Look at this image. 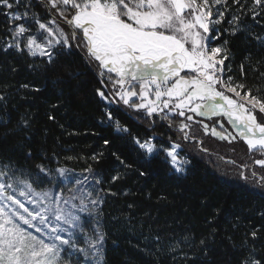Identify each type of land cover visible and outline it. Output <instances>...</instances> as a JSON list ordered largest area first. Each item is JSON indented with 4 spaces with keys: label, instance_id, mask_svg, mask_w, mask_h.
Returning <instances> with one entry per match:
<instances>
[{
    "label": "trees",
    "instance_id": "16d2710c",
    "mask_svg": "<svg viewBox=\"0 0 264 264\" xmlns=\"http://www.w3.org/2000/svg\"><path fill=\"white\" fill-rule=\"evenodd\" d=\"M45 3L21 0L14 11L29 16L15 23L36 34L33 14L43 23L52 16L64 20ZM228 3L214 42L227 51L224 74L246 85L243 92L250 89L264 99V12L253 19L247 11L252 0H240L243 10ZM6 11L0 6V170L8 165L14 181L28 180L35 190L58 188L61 168L87 177L97 204L84 219L87 230L99 225L105 234L101 264H241L246 259L264 264V187L258 186L264 167L254 163L264 156L249 152L242 139L206 132L198 121H186L188 127L179 131L182 121L176 116L152 118L117 102L80 39L71 47L55 45L51 64L26 49L6 50L13 42ZM238 12L242 19L233 35L229 21ZM64 28L71 35L69 25ZM117 120L127 131L116 130ZM136 139L152 140L159 149L148 155ZM174 142L186 161L183 172L163 151ZM100 153L99 160L92 158ZM89 167L93 171L85 172ZM116 175L120 178L113 181Z\"/></svg>",
    "mask_w": 264,
    "mask_h": 264
},
{
    "label": "snow or ice",
    "instance_id": "6c2138e0",
    "mask_svg": "<svg viewBox=\"0 0 264 264\" xmlns=\"http://www.w3.org/2000/svg\"><path fill=\"white\" fill-rule=\"evenodd\" d=\"M20 2L0 0V6L7 10L4 14L12 24L9 31L13 42L6 45V50L15 47L17 51L26 49L29 55L38 52L46 56L51 64L54 62L52 49L55 45L71 47L72 41L80 39L88 61L98 62L101 76L107 74L113 88L119 87V91L115 92L119 97L117 102L137 112L144 110L149 117L160 114L163 119H168L164 109H168L169 113L179 110L177 114L181 117L185 116V109L198 116L211 117L223 113L247 144L249 152L264 156V122L259 118L264 116V99L252 94L249 89L243 93L244 102H240L217 88L224 85L236 97L241 96L237 89L246 88L244 84L233 85L231 76L225 83L223 73L227 51L222 47L209 49L208 46L218 38L210 33L229 12L228 0H46L45 6L55 9L72 28V33L65 34L59 25L54 30L33 14L32 18L38 25L37 32L40 35L47 33L44 35L45 43H40L37 35L28 34L29 29L23 23H15L29 16L27 11L23 14L14 11ZM232 3L241 10L245 7L240 0H232ZM252 4L253 7L247 11L256 19L264 12V0H252ZM256 8L261 11H256ZM241 19L242 13L238 12L229 21L235 25L230 30L233 35L239 29ZM49 23L56 24V21ZM54 31L60 34L55 41L50 39ZM81 32L82 37L79 35ZM26 34L24 43L20 38ZM256 39L261 40L260 37ZM112 74H115V79ZM97 94L102 100H108L104 91L97 89ZM134 98L140 102H135ZM107 119L110 122L113 120L111 112L107 113ZM186 119L192 120L193 117L189 115ZM115 127L117 131H127L118 120ZM180 127L183 129L188 125L181 123ZM204 127L207 129L208 126ZM211 132L221 139L230 138V134L225 135L215 128ZM109 143L104 141L105 145ZM135 143L149 154L156 150V145L148 141L136 139ZM178 147L173 144L163 151L171 158L175 170L183 172L184 169L177 165ZM102 155L100 153L92 158L99 160ZM254 163L264 167V159H256ZM37 168L40 173L50 175L43 165H37ZM57 171L60 177L71 182L67 169ZM84 171L91 173L93 170L89 167ZM240 175L244 177L243 172ZM252 175L257 173L253 171ZM119 178L116 175L112 180ZM84 180H75L67 198L62 191L36 193L32 182L18 178L14 181L12 170L5 165L4 170H0V264H61L67 249H71L69 257L82 254L83 260L78 259L77 264H101L105 234L97 225L94 236H89L83 231L80 216L65 207L77 198L79 189L76 185H82ZM19 185L23 187L17 192ZM258 186L264 187V176ZM18 196L24 197L34 207H26ZM91 204L96 205L97 201L92 200ZM71 207L76 208V205ZM85 210L81 200L79 211ZM70 229L81 230L85 237L84 246L78 244ZM256 235V232L251 233L253 238ZM66 264H71V261ZM241 264L262 262L246 259Z\"/></svg>",
    "mask_w": 264,
    "mask_h": 264
},
{
    "label": "rangeland",
    "instance_id": "374dc122",
    "mask_svg": "<svg viewBox=\"0 0 264 264\" xmlns=\"http://www.w3.org/2000/svg\"><path fill=\"white\" fill-rule=\"evenodd\" d=\"M49 11H50V8H49ZM226 15H227V13H226ZM52 20H55L56 21V24H50L49 21H52ZM49 21H47L46 23L44 22V23L45 24H48V26L49 27H52L54 30H55L56 26L59 25V27L61 29H63L64 33L67 34V35H69L68 32L64 28V26H68L67 23L65 22V20H61L60 21V20L56 19L55 16H52V19H50ZM219 25H216L215 26L216 30H214V31H212L210 33V35L212 37H217L218 36ZM69 28H70L71 33H72V28L70 26H69ZM37 29H38V26H37ZM28 34H33V33H30L29 32ZM35 35H37L40 43H45V41H44V35H47V33H44V35H40V33L36 31V34ZM59 38H60L59 32H55V31H54V35L52 37H50V39H53L54 41L56 39H59ZM20 39L24 43H26L27 34L24 37H21ZM215 40L216 39L212 40L209 43V45H208L209 46V49L212 48V47H219V46L214 45ZM36 55H40V54L37 52ZM218 58H220V57H218ZM103 71H105V73H106V70H103ZM185 71H188V70H185ZM224 73H225V71H224ZM224 73H223V79H224L225 83H227V77L225 76ZM189 75H195V73H189ZM105 77L108 78V75L105 74ZM112 77H113V79H115V74H112ZM107 85L109 86V89H110L111 94L115 98L119 99V97L115 95V92L116 91H119V87L117 86L116 88H113V84L111 82H109V79H108ZM233 85H236V83H233ZM217 88H218V90L225 92L226 95H229V96L233 97L234 99H237L240 102H244V97H243V93L244 92L242 91V89H237L238 91L241 92V96L240 97H236L235 94L232 93V92H229L224 85H219V86H217ZM151 98L154 99L155 97L152 96ZM134 99H135V102H137V103L140 102L138 98H134ZM178 111L179 110H177V112H175V113H169L168 112V109H164V112L165 113L171 114L173 116L178 117V119H179L178 121L181 120L183 124H186L187 125V122L186 121H188V120L186 119V117L190 115V116L193 117V119L191 121H198L202 125L203 129L206 132L209 131L210 133H212L211 132L212 128H215L218 132H223L225 135L230 134V138L228 140H231V137H235V139H242L237 134V130L233 127V125L231 123H229L228 118L226 116H224L223 113H220V114H218L216 116H211V117H208V116H198V115H196V113L189 112L187 109H185L184 110L185 111V116L184 117H181V116H179L177 114ZM154 115H157L158 117L162 118V116L160 114H153V116ZM153 116H152V118H153ZM205 125L208 126L207 129L204 127ZM221 125L223 127H221ZM177 129L179 131H182L185 128L181 129V127H179ZM147 141L154 144V142L152 140H147ZM200 143L201 142H199V145H200ZM173 144L179 145V147L176 149V153H177V157H178V159H177V165L180 166V167H182L184 169V160H183V158H181L179 156V154H180V152H179V150H180V143L179 142H174V143L170 144L169 147H171ZM157 149H159V147L156 146V150L153 153H155L157 151ZM153 153H151V154H153ZM256 153L259 154L258 152H256ZM147 154L148 155H151L149 153H147ZM168 159H169L170 164L172 165L171 158L168 157ZM56 175L58 177H60L59 176V173H56ZM67 176L71 178V182H69V180H66L65 178H62V181L60 182V184L58 185V188H56V189L50 188V189H45V190H35L33 188V190L36 193H40V192H44V191H51V192H61L62 191L64 193L65 198H67L69 196V191L68 190L73 187V184H74L75 180L76 179L84 180V178H85V177H82V176H80V177H76V176H73V175H67ZM22 187H23V185H19L17 187V192H19L20 188H22ZM76 188L79 189V191L76 193L77 198L75 200L71 201V203L69 205H66L65 207L68 210L73 211L75 214L79 215L80 218H81L80 223L83 226V231L86 232L89 236H94V234H95L94 229L91 228L92 232H91V230H87L86 227H87L88 222L85 221V219H84L85 217H88L89 216L88 210H92V208L94 206V205L91 204V201L92 200H95L96 201V196H95L94 189H93L92 185L90 184V180H88V179L84 180V183L82 185H76ZM18 198L21 199L25 203V206L26 207H29V208H33L34 207V205L29 204L24 197H19L18 196ZM81 200H83V205L86 208V210L84 212L79 211V209L81 207ZM72 204H75L76 205V208H72L71 207ZM23 226L24 227H27L26 225H23ZM70 230L74 232V238L78 241V244L80 246H84L85 245V237L82 234L81 230H79V229H70ZM29 231H33L34 232L35 230L34 229H29ZM64 235L67 236L66 233ZM70 251H71V249H67L65 251L66 253L65 252L63 253V259L61 260V264H66V262H68L69 260L71 261V264H77V260L78 259L79 260H83L82 254H79V253H77L74 256L69 257L68 252H70Z\"/></svg>",
    "mask_w": 264,
    "mask_h": 264
},
{
    "label": "water",
    "instance_id": "95a60500",
    "mask_svg": "<svg viewBox=\"0 0 264 264\" xmlns=\"http://www.w3.org/2000/svg\"><path fill=\"white\" fill-rule=\"evenodd\" d=\"M178 130V129H177Z\"/></svg>",
    "mask_w": 264,
    "mask_h": 264
}]
</instances>
